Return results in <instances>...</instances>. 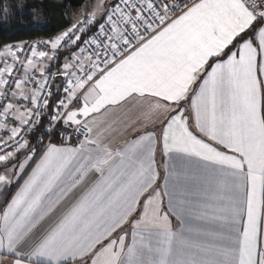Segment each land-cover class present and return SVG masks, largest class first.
Listing matches in <instances>:
<instances>
[{
	"label": "snow or ice",
	"instance_id": "1",
	"mask_svg": "<svg viewBox=\"0 0 264 264\" xmlns=\"http://www.w3.org/2000/svg\"><path fill=\"white\" fill-rule=\"evenodd\" d=\"M67 20L0 42V264H264V0Z\"/></svg>",
	"mask_w": 264,
	"mask_h": 264
},
{
	"label": "trees",
	"instance_id": "2",
	"mask_svg": "<svg viewBox=\"0 0 264 264\" xmlns=\"http://www.w3.org/2000/svg\"><path fill=\"white\" fill-rule=\"evenodd\" d=\"M87 0H7L13 15H0V42L28 41L54 35L67 23L69 9L78 13ZM24 6L21 13L18 5ZM35 10V18L34 12Z\"/></svg>",
	"mask_w": 264,
	"mask_h": 264
},
{
	"label": "crops",
	"instance_id": "3",
	"mask_svg": "<svg viewBox=\"0 0 264 264\" xmlns=\"http://www.w3.org/2000/svg\"><path fill=\"white\" fill-rule=\"evenodd\" d=\"M157 159H158V161H159V150H158V152H157ZM3 203V201H0V204H2ZM173 224L175 225L176 224V221L175 220H173Z\"/></svg>",
	"mask_w": 264,
	"mask_h": 264
},
{
	"label": "built area",
	"instance_id": "4",
	"mask_svg": "<svg viewBox=\"0 0 264 264\" xmlns=\"http://www.w3.org/2000/svg\"><path fill=\"white\" fill-rule=\"evenodd\" d=\"M45 38H46V37H45ZM37 39H42V38H37ZM37 39L28 40V41H26V42H32V41L37 40ZM13 75H15V73H14ZM63 83H64V80H62L61 84H63Z\"/></svg>",
	"mask_w": 264,
	"mask_h": 264
},
{
	"label": "water",
	"instance_id": "5",
	"mask_svg": "<svg viewBox=\"0 0 264 264\" xmlns=\"http://www.w3.org/2000/svg\"><path fill=\"white\" fill-rule=\"evenodd\" d=\"M62 80H63V79H62V78H60V83L62 82Z\"/></svg>",
	"mask_w": 264,
	"mask_h": 264
}]
</instances>
